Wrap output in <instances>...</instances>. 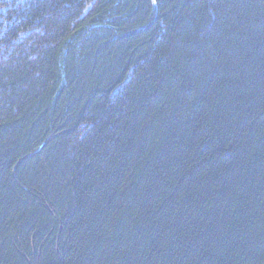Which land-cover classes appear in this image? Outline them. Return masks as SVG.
<instances>
[{
    "label": "trees",
    "instance_id": "trees-1",
    "mask_svg": "<svg viewBox=\"0 0 264 264\" xmlns=\"http://www.w3.org/2000/svg\"><path fill=\"white\" fill-rule=\"evenodd\" d=\"M0 264H264V0H0Z\"/></svg>",
    "mask_w": 264,
    "mask_h": 264
}]
</instances>
